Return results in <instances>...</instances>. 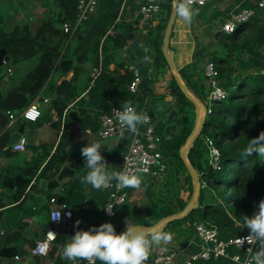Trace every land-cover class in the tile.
<instances>
[{"label":"trees","instance_id":"1","mask_svg":"<svg viewBox=\"0 0 264 264\" xmlns=\"http://www.w3.org/2000/svg\"><path fill=\"white\" fill-rule=\"evenodd\" d=\"M56 2L59 6L57 17L39 20L34 32L28 25L16 26L9 32L0 30V48H5L9 55L6 68L20 61L37 57L35 66L26 72L17 84L5 92L0 89L1 154H10V148H5L9 136V132L5 131L8 123L6 111H19L29 105L46 83L53 69L58 67L61 58L74 56L77 63L91 58L94 61V66L98 63L99 39H96L85 50L70 51L68 44L71 37L61 29L62 22L74 21L77 0H56ZM158 2L162 20L165 21L162 25L163 29L171 10V2L170 0H158ZM114 16L112 15L110 21L114 19ZM248 23L251 26L249 33L234 32L233 35H226V37L233 41L238 40L244 45L264 48V6L256 7L255 16ZM103 33L101 32V35ZM161 41V36H155L149 42L151 45L149 56L153 60L155 75L161 74L167 69L161 51ZM124 44L125 39L122 33L117 31L113 37H106L103 41L101 71L93 81L89 77L84 83L85 95L88 98L80 96L73 102L78 111L76 124L80 129L89 128L92 131H97L100 126V115L103 112L108 111L112 106H124L126 102L132 103L125 97L130 92L128 84L132 79L131 72L123 69L122 73H117L115 70L109 69L108 66L114 56L113 52L122 48ZM211 59L215 62L219 79H223L234 71L232 67L223 65L224 58L219 55ZM179 73L192 94L204 102L206 86L193 79L186 67L181 68ZM77 76L78 67H75L72 78L70 80L63 79L56 86V98L52 104L59 119L63 117L65 122L54 153L48 158H46V154L35 157L26 165L18 168V172L27 177L28 183L31 179H35V183L28 190L25 189L28 183L23 185L19 192L22 199L16 206L7 210V212L18 214L16 219L10 222L11 226L15 228L5 240L6 242H20L22 246L16 252L18 256L25 254L23 246L28 243V240L24 239L21 234V230L24 228L21 219L30 217L38 211L25 205L26 200L33 199V191L38 180L54 177L66 160L71 161L78 173L84 165L82 159L73 160L72 156H68V150L74 146V136L67 130L71 120L66 113L68 103L79 96L74 84ZM4 77L5 74L2 72L0 80ZM237 79L236 93L228 91L221 84L226 90V97L215 101L216 105L211 104L208 107L209 111L206 112L201 131L188 149L187 159L197 172L201 184L198 207L191 210L186 216L174 219L164 226L162 231L170 233L172 240L185 236L190 230L189 223L197 224L199 222L216 227L222 237L231 238L247 234L248 230L240 227L241 217L251 216L256 211L259 201L264 199V157L253 155L245 158L241 155L249 139L257 137L261 131H264V73L257 71L253 74H239ZM165 96H172L174 104L170 105L169 102H166L158 111L154 110L153 106L146 105L145 111L155 125V132L160 138L163 155L168 158L166 162L164 161L166 169L172 164H176L172 171L177 174L186 173V181L190 184V192H192L191 179L179 156V150L193 129L195 106L183 94L172 75H170L165 92L158 99H163ZM38 119L34 122H37ZM205 137L211 139L218 151L216 165L212 163ZM142 176L144 192L148 198H152L149 210L132 208L127 201L124 202L115 209L118 228L126 215L134 223L151 225L160 218L177 211L172 206L163 203L164 201L160 198L153 200L157 195L154 186L157 181L153 178H146L147 175ZM203 181L205 185H202ZM124 190L129 193L132 188ZM84 198V185L78 174L65 183L57 196V202L65 203L73 213L83 208ZM179 203V209L182 210L185 203L184 201ZM47 210L48 206L46 205L40 209V212L46 213ZM137 214L141 216L140 222L134 221ZM79 230L86 231L88 228ZM71 236L73 235L62 231L57 235L55 242L48 250V256L53 260L52 264H66L67 260L62 256L63 246L61 245L69 242ZM35 264H40L38 259ZM145 264H152L150 255ZM194 264H225V261L222 258L203 262L198 260Z\"/></svg>","mask_w":264,"mask_h":264},{"label":"crops","instance_id":"2","mask_svg":"<svg viewBox=\"0 0 264 264\" xmlns=\"http://www.w3.org/2000/svg\"><path fill=\"white\" fill-rule=\"evenodd\" d=\"M257 1L258 0H207L202 6H191L194 10H199L198 15L193 18L191 25L182 24L176 14L169 36L168 48L174 51V62L178 70L186 67L190 71L192 78L197 80L199 84L202 83L205 86V79L202 74L203 64L207 59L219 55L224 58L223 65L232 67L234 70L223 79H219L220 83L226 88L233 84L237 85V75L239 74H253L257 71L264 70V48L244 45L238 40L233 41L231 38L226 37V35L230 33L227 34L221 30V26L224 22L234 18L235 15L243 10H252L253 15L250 19L254 17ZM170 2L172 5L173 1L170 0ZM141 3L142 0H99L95 12L88 20L80 25L77 33L74 35L75 37L73 36L74 38H70V41L71 39L75 40V44H73L70 51L78 50V52L89 48L96 39H99V57L101 56L102 43L106 39L102 41V36L107 29L113 24L116 31L122 33L125 44L122 48L113 52L114 56L108 66L109 69L115 70L117 73H122L123 66L127 64H133L137 67L142 78L141 83L135 93L129 92L125 97L128 101H132L130 104L136 109L137 113L140 114L142 110L145 109L146 105H151L154 110L158 111L166 102H169L170 105L174 104L172 96H165L163 99H158L160 95L165 92L166 86L170 81L171 73L167 67L163 73L155 75L153 60L149 56L151 50L149 42L155 36H161L162 38V25L164 22L160 11L144 18L139 12ZM58 12L59 6L56 0H0V30L9 32L16 26L28 25L30 30L34 32L39 20L57 17ZM112 15L115 16L114 19L110 21ZM249 20L238 30L249 33L251 27L248 23ZM101 32L104 33L101 35ZM68 58L74 60L71 68L63 72L58 62V67L53 69L50 77L38 92L37 96L30 102L35 103L39 107L41 115L38 121L34 122L18 118L11 126H7L5 130L9 132V141L11 133L18 130L22 125L23 130L21 137L25 138L26 143L25 149L22 151H14L11 146H8L6 143L5 148H10V154L4 155L0 153V249H7L6 253L0 254V264H35L37 259L40 264L53 263L48 253L46 256L40 257L31 252V248L35 241L43 237L48 224V221L45 222L42 219L37 220L34 217L44 216L48 219L49 198L53 196L56 191L60 193L65 183L69 180L73 179L78 174L81 179L88 171L85 165H83V168L78 173L71 161L66 160L63 164H68L74 171L72 178L64 180L60 186L53 190H40L37 192L36 186L33 191V199L26 200L25 205L28 207L31 206L34 210L38 211L30 217L21 219L24 225L21 234L24 239L28 240V243L23 246L25 254L18 256L16 252L18 248L22 246L20 242H6L5 240L13 232V228H15L11 226L10 222L15 220L18 215L7 212V210L16 206L22 199V196L20 197L19 193L14 195L15 186L11 189L5 186L3 181L16 174H21L23 178H27L24 174L18 172L20 166L26 165L35 157L46 154V158H48L49 155L54 153L64 128L65 120L63 117L59 119L52 101L56 98V86L63 79L70 80L74 74L75 67H78V76L74 84L77 87L79 96L68 103V111L66 114H68L69 111H76L78 118V111L75 109L73 102L80 96H86L84 83L90 77L91 69L94 67V61L90 58L89 60L77 63L74 56L61 58L60 60ZM36 63L37 57H33L29 60L20 61L11 65L10 68L12 73L10 75H5V77L0 80V89L5 92L10 87L17 84L23 78L24 74L32 69ZM83 63H88V65L82 66ZM5 68L6 64L4 65L3 72ZM45 98L47 99L46 102H44ZM19 111L14 112L18 113ZM144 128V123L138 124V131L135 134H142ZM67 130L74 136V146L68 150V156H72L73 160L82 159L84 163V158L81 156V148L87 146V144L99 142L102 145V149L100 150L101 155L105 158L109 171H120L122 158L127 152L131 140L135 135L126 129L120 136L103 138L99 136L98 130L92 131L89 128L80 129L76 121L73 120H71ZM167 160L168 158L163 155L162 161L166 162ZM175 167L176 164H172L165 169L164 173L160 175H148L146 178H153V180L157 181L154 185L157 190V195L154 196L153 200L160 198V200L164 201L163 203L176 209L177 211L175 213H177L181 211L179 209V202L184 201L186 206L190 202L192 195L190 197V184L186 181V173L180 172L177 174L173 172L172 168ZM84 190L85 198L83 208L73 212V217L69 222L70 228L68 230H61L64 233L74 235L75 231L88 228V224L90 223L97 226L106 221L102 206L107 199L108 188L96 190L90 185H84ZM127 194V203L130 207L144 211L149 210V204L152 198L146 196L143 185L140 190L132 189ZM191 194H193V187ZM46 205L48 206L47 212H40V209ZM27 218H31V220H26ZM77 220L81 221L79 229L74 228V223ZM189 225L190 230L185 236L165 243L176 252V257L169 264H183L186 257L199 251L202 247L201 241L194 234L193 223H189ZM161 244H164V242ZM156 246L157 245H153L150 253ZM228 252L231 254L238 253L241 256L245 255L243 250L233 246L228 248ZM15 256H18V258ZM222 259L225 261V264H236L230 259ZM199 261L203 262L205 260Z\"/></svg>","mask_w":264,"mask_h":264},{"label":"built area","instance_id":"3","mask_svg":"<svg viewBox=\"0 0 264 264\" xmlns=\"http://www.w3.org/2000/svg\"><path fill=\"white\" fill-rule=\"evenodd\" d=\"M99 0H77L76 5V15L73 22L64 21L61 24V29L63 32L67 33L69 37H73L80 25L88 20V18L95 12ZM207 2V0H194V3L191 6H202ZM257 6H264V0H258ZM160 11V4L158 0H142V3L139 7L140 14L147 18ZM253 15L252 10H243L234 18L227 20L221 26V30L225 33H232L239 31L238 29L242 27ZM116 34L114 25L112 24L105 34L102 36V41L106 37H113ZM101 61L102 57H98V63L95 65L90 72L91 80L93 81L99 72L101 71ZM6 62H4V65ZM123 69H127L132 74V79L128 84V90L131 93H135L138 89L139 84L141 83V75L137 67L133 64H127L123 66ZM5 75H10L12 70L10 67L5 68L3 72ZM264 73V70L261 71ZM202 74L205 79L206 90V99L205 101L215 102L222 100L226 97V90L221 85L218 78V70L216 68L215 62L212 59H207L202 68ZM47 99H44L46 102ZM206 112L209 111L208 106H206ZM123 110V106H112L108 111L103 112L100 115V126L98 129L99 136L103 138L116 137L122 135L126 128H122L119 124L117 111ZM6 114L8 116L7 126H11L14 121L18 118H22L28 121H36L41 112L39 107L35 103H30L25 108L20 110L18 113H15L11 110H7ZM146 119L143 122L145 128L142 134H135L131 140V143L127 149V152L124 154L121 164L120 171L127 170L129 173H136V170L142 169L143 171L139 173L140 175H160L165 172L166 165L162 161L163 152L160 148V138L155 132V125L152 122L149 114L142 110ZM205 142L209 148V154L212 158L213 165H216L218 158V151L213 143L209 144L208 141L211 140L208 137H205ZM25 138L21 137L18 142L13 144L11 148L14 151H22L25 149ZM35 183V179L29 181V184L26 186L28 190L31 185ZM201 185V184H200ZM202 185H205L204 181ZM58 191L51 196L48 200L49 203V212H48V224L44 231L42 238L37 239L31 248V252L35 255L44 257L48 253L49 248L55 242L57 235L61 230H68L69 222L73 217L71 209L65 203L57 202ZM128 194L124 189H119L116 187V181H112V187L108 188L107 199L102 206V211L106 217L105 222H110L114 225L115 230H118L117 216L115 213L116 207L123 204L127 201ZM105 208H113V215H109ZM61 212V219L59 221H51L54 212ZM67 213H71V218H68ZM26 220H31L27 218ZM122 223V222H121ZM96 226L92 223L88 224V229ZM97 227V226H96ZM194 234L201 241L202 247L199 251L190 254L185 258L183 264H193L198 260H217L219 258L230 259L236 264H247L249 259V254L246 251L249 245L245 243L243 246L239 243V238L247 236V234L226 238L222 237L218 232L217 228L214 226H209L203 222L193 224ZM49 231L55 233V236H49ZM46 244L47 249L44 253L39 251V245ZM236 247L244 251L245 255L241 256L238 253L231 254L228 252L229 247ZM176 252L169 248L165 243L157 245L154 250L149 254L151 257L152 264H169L171 263L175 256ZM18 258V256H15ZM66 264H73V262L68 261ZM75 264H87L86 261H77ZM96 264H101L100 261H96Z\"/></svg>","mask_w":264,"mask_h":264},{"label":"clouds","instance_id":"4","mask_svg":"<svg viewBox=\"0 0 264 264\" xmlns=\"http://www.w3.org/2000/svg\"><path fill=\"white\" fill-rule=\"evenodd\" d=\"M194 0H178L176 4V14L182 24L191 25L193 18L198 15V9L194 10L191 5ZM119 124L130 133L135 134L137 125L145 121L143 114L137 113L130 104L125 103L123 110L117 111ZM212 143L211 140L208 141ZM102 145L97 143L87 144L81 148V156L84 158V165L88 169L86 175L81 177V183L90 185L93 189H107L112 187V181H116L119 189L132 188L140 190L143 183V170L137 169L136 173L123 171H109L105 158L101 155ZM242 156L251 157L257 155L264 157V131H261L255 138L249 139L248 144L243 149ZM109 215H113V208H105ZM71 218V213L66 214ZM61 212L53 213L51 221H59ZM81 221L74 223V228L79 229ZM240 227L248 230V235L239 238V243L243 246L249 245L247 252L249 259L247 264H264V199H261L256 206V211L251 216L241 217ZM56 234L49 231V236ZM172 240L170 233L158 231L156 228L150 230H139L138 226L132 223L126 230L117 234L115 227L110 222H105L98 227L93 226L88 230H77L71 236V240L64 244L62 256L68 261H86L87 264H145L153 245H160ZM46 244L39 245V251L44 253Z\"/></svg>","mask_w":264,"mask_h":264},{"label":"water","instance_id":"5","mask_svg":"<svg viewBox=\"0 0 264 264\" xmlns=\"http://www.w3.org/2000/svg\"><path fill=\"white\" fill-rule=\"evenodd\" d=\"M173 4L171 5V10L168 16V19L165 23V26L163 28V34H162V41H161V51L164 56V59L166 61L167 67L175 80L176 84L179 86V88L182 90L183 94L189 99L195 106V121H194V127L191 131V134L185 141V143L180 147L179 150V156L182 159L186 170L191 178L192 182V187H193V194L190 202L179 212L173 213L167 216H164L160 218L158 221H156L154 224L151 225H146V224H136L132 221V219L129 216H124L121 225L119 226L117 230V234H120L126 230V227L129 224H133L138 226L139 230H150L152 228H156L158 231H161L164 226L178 218H182L186 216L191 210L195 209L198 207V197L200 193V180L199 176L197 175L196 171L194 168L191 166V164L188 162L186 155L188 152L189 147L192 145L194 139L199 135L203 122L205 120L206 116V107L203 102L198 100L192 92L188 89L187 85L183 81V79L180 76L179 70L174 62V51L172 49L168 48L169 44V36L172 31V27L174 24V19L176 15V4L178 0H172ZM9 60V55L6 52L5 48H0V74L3 72L4 68V62H7ZM74 63V60L72 58L68 59H62L59 61V67L63 72L68 71L72 64ZM88 63H83L82 66H86ZM80 68V66H79ZM88 96L86 95L85 98ZM68 117L76 121L77 120V112L76 111H69L68 112ZM22 130L23 126L21 125L18 130L15 132L11 133L10 139L7 142L8 146H12L22 136ZM74 174V171L68 166V164H63L62 167L59 169L57 172L56 176L50 179H45V178H40L37 183V188L36 191L40 190H53L56 187L60 186L61 183H63L64 180L72 178ZM28 183L27 178H23L21 174H16L15 176L8 177L3 181V184L11 189L14 188V195L20 192L22 186L24 184ZM35 219L39 220L42 219L43 221L47 222L48 219L44 216H35ZM74 230V228H73ZM14 251V250H13ZM7 252L6 248L0 249V254H4Z\"/></svg>","mask_w":264,"mask_h":264},{"label":"rangeland","instance_id":"6","mask_svg":"<svg viewBox=\"0 0 264 264\" xmlns=\"http://www.w3.org/2000/svg\"><path fill=\"white\" fill-rule=\"evenodd\" d=\"M165 22V21H164ZM238 33H243V32H241V31H239ZM234 34V32H232V33H230L229 35L231 36V35H233ZM73 44H75V40H72L71 39V41L69 42V44H68V49H71L72 48V46H73ZM228 89V91H231V92H235L236 93V89H237V85L236 84H233L232 86H230V87H228L227 88ZM206 106H208V107H210L211 106V104L212 105H216V103H214V102H209V101H204L203 102ZM192 192H190V197H191V194ZM140 220H141V216L139 215V214H137L135 217H134V221H136V222H140Z\"/></svg>","mask_w":264,"mask_h":264}]
</instances>
